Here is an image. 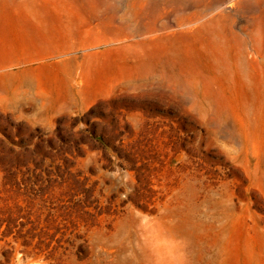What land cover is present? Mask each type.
Instances as JSON below:
<instances>
[{
  "label": "rangeland",
  "instance_id": "rangeland-1",
  "mask_svg": "<svg viewBox=\"0 0 264 264\" xmlns=\"http://www.w3.org/2000/svg\"><path fill=\"white\" fill-rule=\"evenodd\" d=\"M0 58V264H264V0H0Z\"/></svg>",
  "mask_w": 264,
  "mask_h": 264
},
{
  "label": "bare ground",
  "instance_id": "bare-ground-1",
  "mask_svg": "<svg viewBox=\"0 0 264 264\" xmlns=\"http://www.w3.org/2000/svg\"><path fill=\"white\" fill-rule=\"evenodd\" d=\"M88 16V15H87ZM105 23V22H104ZM123 35V34H122ZM45 37V36H44ZM46 38V37H45ZM72 38H77V40L79 41L80 45L83 47V50L86 51L87 50V54L85 57H90L94 55V52H91V49L95 46V44L91 43L92 40L88 39L86 36L83 35H79V34H73ZM98 43V42H97ZM75 48V47H74ZM56 50V49H55ZM54 50V54L56 55H62L65 52V48H60L58 50L55 51ZM68 50V49H67ZM57 52V53H55ZM48 54H50V51H46L43 50L42 48H38V52H37V59L38 60H44L47 58V56H49ZM53 55V54H52ZM76 58V57H75ZM70 62V61H69ZM72 62V61H71ZM6 61L0 58V67H3L4 65H6Z\"/></svg>",
  "mask_w": 264,
  "mask_h": 264
}]
</instances>
